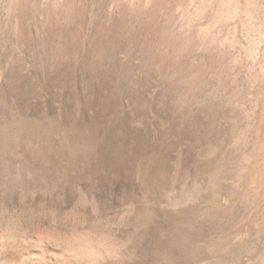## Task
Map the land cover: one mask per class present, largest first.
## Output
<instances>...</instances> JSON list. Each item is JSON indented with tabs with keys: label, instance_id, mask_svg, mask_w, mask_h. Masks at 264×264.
<instances>
[{
	"label": "rangeland",
	"instance_id": "374dc122",
	"mask_svg": "<svg viewBox=\"0 0 264 264\" xmlns=\"http://www.w3.org/2000/svg\"><path fill=\"white\" fill-rule=\"evenodd\" d=\"M0 264H264V0H0Z\"/></svg>",
	"mask_w": 264,
	"mask_h": 264
}]
</instances>
